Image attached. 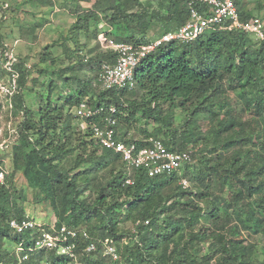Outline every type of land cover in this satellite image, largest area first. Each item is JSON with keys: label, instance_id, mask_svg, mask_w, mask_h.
<instances>
[{"label": "trees", "instance_id": "trees-1", "mask_svg": "<svg viewBox=\"0 0 264 264\" xmlns=\"http://www.w3.org/2000/svg\"><path fill=\"white\" fill-rule=\"evenodd\" d=\"M234 2L241 19L252 17L244 16L243 7ZM190 6L206 10L198 0H93L89 10L73 11L76 18L63 39L62 54L69 59L77 56L96 40L97 31L90 29L95 31L100 23L110 27V37L116 43L147 44L152 41L146 38L149 30L157 29L160 37L179 29L188 19ZM50 47L44 48L39 61L52 66L55 61ZM4 48L0 34V49ZM87 53L94 56L87 65L75 61L50 72L48 82L41 85L47 98L38 104L37 123L21 96L29 69L18 60L14 105L22 110L23 122L10 154L11 170L22 173L35 204L50 208L56 228H85L90 240L114 241L122 237L120 226L132 225L129 236L133 240L116 246L120 261L104 255L99 246L91 254L85 253L88 241L78 240L77 263L264 264L261 44L246 33L217 29L190 43L166 44L138 66L132 90H103L97 82L99 68L103 63H113L116 55L103 52L98 44ZM45 71L41 69L40 75ZM61 80L75 82L79 93L57 106L52 96ZM234 91L238 92L241 110L253 112L254 118L248 122L234 116L228 98ZM82 100L93 108H116L115 129L124 143L142 147L146 139L157 138L160 132L169 150L191 148V163L184 167L181 178L189 177L193 190L190 186L183 189L177 174L149 178L143 170H127L118 154L100 149L91 131H79L77 120L68 113ZM164 105H169L168 111L163 110ZM176 107L184 112L183 123L178 125L182 130L174 127L172 109ZM142 120L144 124L152 120L165 131H142L143 139H127L129 125L142 124ZM201 121L208 125L204 132ZM196 153L198 166L190 168ZM8 175L0 182V264H17L20 256L15 251L6 254L4 241L9 239L24 248L31 242L28 233L16 235L7 227L11 219L26 218L19 204L23 194L8 185ZM126 178L131 185L125 184ZM212 183L219 186L221 196L211 194ZM29 256L35 264L44 257L50 264L68 261L53 251Z\"/></svg>", "mask_w": 264, "mask_h": 264}, {"label": "built area", "instance_id": "built-area-1", "mask_svg": "<svg viewBox=\"0 0 264 264\" xmlns=\"http://www.w3.org/2000/svg\"><path fill=\"white\" fill-rule=\"evenodd\" d=\"M206 10L200 11L193 6L189 8V16L186 22L177 30L165 33L147 44L116 43L100 34L97 43L103 52L115 53V61L111 64L103 63L97 74V82L103 90H132L135 88V71L141 62L159 47L172 42L190 43L211 29L220 31H239L248 34L256 42L260 43L264 51V23L259 17L241 19L234 0H198ZM18 58L5 44L0 49V67L8 77V88L0 86V93L11 96L17 89L19 73L15 69ZM70 114L78 121V129L81 132L90 130L94 140L100 149L110 150L118 154L122 164L129 169L143 170L149 178L162 175L177 174L185 166L191 163V148L185 151H171L164 142L155 137L145 140V145L138 147L135 143H124L119 139L115 127L116 108L91 107L86 101H81L73 108ZM3 172H0V181ZM126 185L132 181L126 178ZM179 185L183 189L189 187V182L181 178ZM138 223H136L137 225ZM148 222H145L147 225ZM9 230L16 235L28 233L31 246L24 248L21 244L15 245V253L20 256L17 264H35L30 262L29 254H37L41 251H53L58 257H64L66 264L77 263V241H88L84 252L91 254L99 246L104 255L113 261H120V255L113 240H90L88 233L83 228L73 229L67 226L56 228L54 224H39L29 216L22 220L11 219L7 222ZM39 264H50L42 258Z\"/></svg>", "mask_w": 264, "mask_h": 264}, {"label": "rangeland", "instance_id": "rangeland-1", "mask_svg": "<svg viewBox=\"0 0 264 264\" xmlns=\"http://www.w3.org/2000/svg\"><path fill=\"white\" fill-rule=\"evenodd\" d=\"M236 1L242 5L244 8L243 10H245L247 15L249 14L252 17H259L264 23V0ZM46 2V0H0V34L2 35L6 46L13 51L19 62H23L25 67L29 69L27 82L21 88V96L23 97L25 108L31 114V119L36 123L39 119L37 113L38 104L40 101H45L47 98V93L42 90L41 85L48 82L47 79L50 77V72L52 70L54 71L55 68L63 69L71 66L75 61H81L83 64L87 65L92 58H94L93 55L87 53V50L96 48L98 44L94 42L95 40H91L88 47L81 49L77 56L72 57L71 55L70 59L62 54V44H65L63 39L67 38L72 23L76 18V14L73 13V11L79 10V12H85L89 10L93 0L90 2L86 0H50V2H52L51 6H48ZM100 18L101 16L99 19ZM90 30L92 32L97 31L98 34H104L106 38L112 40L110 37V27L105 23H100L95 31H93V28ZM157 31V29L149 30L146 38L148 40H154L158 37ZM80 38L81 41L84 42L85 38L83 33ZM47 46H51L50 51L52 58H54L55 65L50 66L49 62L42 63L39 61L44 48ZM95 51L99 52L98 49H95ZM41 69L46 70L42 75H40ZM58 84V92L54 93V96H52V100L54 101H52L53 105H63L65 100L74 97L79 93L75 87L76 84L73 81L63 82V80H61L58 81ZM1 85L5 86L4 90H6L9 84L8 77L0 67V86ZM17 91L18 85L15 93L11 96L5 95V91L0 93V172H3V179L0 182H5L6 176L9 174L10 183L7 182L8 185H10L13 190L23 194V197L19 200V204L23 209L24 214L39 224L42 223L49 226L54 224L55 220L50 208L45 204H35L32 201L31 191L28 188L22 173L11 170V148L17 142V133L20 124L23 122L22 110L15 109L14 105ZM91 96H93V94L89 93L88 97L91 98ZM228 98L236 118L246 122L251 118H254L252 116L253 112H243L241 110V104H239L240 98L237 91L229 92ZM58 99L61 100H59L57 104H54L57 102L55 100ZM163 108V110L168 111L169 105H164ZM72 110L73 107L68 110V113L70 114V111L72 112ZM65 112H67V108L65 109ZM172 116L174 127L178 130L181 129L179 126L183 123L184 112L176 107L172 109ZM143 121L144 120H142V124L132 123L129 125L127 139H143L144 133H142V131H147L150 134H153L155 131L158 132L159 129L165 131L164 128L161 129L159 124L154 123L152 120L148 124H144ZM207 128L208 125L201 121L200 130L204 132ZM157 136V138L162 141L165 140L162 133L159 132ZM197 157L196 153L194 156V162L189 166L190 168L198 166ZM181 177H183V170L180 175V178ZM186 180L189 182V186L193 190L194 186L189 180V177H187ZM210 192L214 196H221V190L217 184L212 183ZM132 231V225L130 224L120 226L119 233L122 237H116V240L113 242L117 247L125 242H131L133 238H131L129 234H131ZM3 250L6 254L11 253L15 251V245L9 239H6L4 241Z\"/></svg>", "mask_w": 264, "mask_h": 264}, {"label": "crops", "instance_id": "crops-1", "mask_svg": "<svg viewBox=\"0 0 264 264\" xmlns=\"http://www.w3.org/2000/svg\"><path fill=\"white\" fill-rule=\"evenodd\" d=\"M239 7H241L242 8V5H239ZM244 9V8H243ZM244 16H249V14L247 15L246 13H245V15ZM240 17H242V16H240ZM250 17V16H249ZM100 35V33L97 35V38H98V36ZM97 38H96V40L94 41V42H96L97 43Z\"/></svg>", "mask_w": 264, "mask_h": 264}]
</instances>
